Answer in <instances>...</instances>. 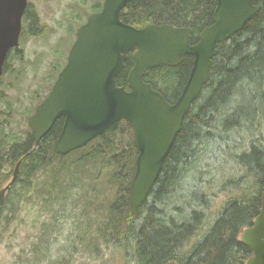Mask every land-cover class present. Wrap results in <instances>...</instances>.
<instances>
[{"label": "trees", "instance_id": "16d2710c", "mask_svg": "<svg viewBox=\"0 0 264 264\" xmlns=\"http://www.w3.org/2000/svg\"><path fill=\"white\" fill-rule=\"evenodd\" d=\"M256 4L258 12L213 59L209 80L139 216L130 213L138 150L126 120L67 155L55 150L58 124L40 142L28 124L20 134L7 133L5 124L0 153L8 149L0 154V169L22 165L0 215V232L8 231L21 212L35 211L40 235L31 250L37 264L50 257L68 221L73 225L69 243L50 264H72L79 246L102 264L118 259L125 264H246L253 252L242 232L254 224L264 193V1ZM216 6L217 0H141L136 7L128 5L121 18L138 28L152 23L190 27L193 44L212 24ZM30 16L28 4L23 34ZM134 62L131 52L117 77L127 89ZM192 65L187 55L179 65L149 70L144 79L172 103ZM12 110L9 106L7 112ZM0 174V185L12 176Z\"/></svg>", "mask_w": 264, "mask_h": 264}, {"label": "water", "instance_id": "95a60500", "mask_svg": "<svg viewBox=\"0 0 264 264\" xmlns=\"http://www.w3.org/2000/svg\"><path fill=\"white\" fill-rule=\"evenodd\" d=\"M140 1L104 0L101 11L88 16L77 30L52 90L28 119L35 141L40 142L58 118H65L55 143L61 155L86 146L116 122L126 120L138 150L129 197L133 216H139L187 114L208 82L213 59L259 10L257 0H217L212 24L192 44L190 27L152 23L138 28L125 23L122 11ZM27 6L28 0H0V78L10 50L20 44ZM130 52L135 62L127 89L118 85L117 77ZM187 55L193 57V65L181 94L171 103L144 77L162 65H179ZM20 165L0 189V211ZM242 239L253 252L246 264H264V193L261 211Z\"/></svg>", "mask_w": 264, "mask_h": 264}, {"label": "rangeland", "instance_id": "374dc122", "mask_svg": "<svg viewBox=\"0 0 264 264\" xmlns=\"http://www.w3.org/2000/svg\"><path fill=\"white\" fill-rule=\"evenodd\" d=\"M28 1L32 16L38 15L40 18L38 23L40 33L38 34L36 30L38 27L35 25L25 34L22 29L20 48L24 50L21 51L23 59L19 63V59L14 58L15 64L10 65L7 68L9 71L1 77L0 126L4 127L6 124L4 129L9 134H20L28 127V119L35 112L39 100L43 99L55 82L51 79L55 76V71L51 72V64L54 62L63 64L75 41L77 28L95 10L94 5L103 0ZM43 25L44 31L42 30ZM9 106L12 107V112H7ZM30 109L31 111L26 116L24 113ZM2 146L4 147L5 143ZM7 149L8 147L5 146L2 153H5ZM12 168L11 166L6 167L5 173L10 174ZM9 179L10 177L6 183ZM95 198L101 201L100 196ZM34 218L35 211L30 213L23 211L19 217L17 215V219L8 231L0 232V264H37V258L31 248L39 239L40 223H34ZM83 226L87 228L86 223ZM72 227L70 221L65 223L63 232L53 244L50 257L46 262H39V264H50L51 257L55 260L62 255L60 248L69 243L67 235L72 231ZM78 248L81 253L75 254L72 264H102V259H94L82 253L81 246ZM117 261L113 264H125L123 260L118 259Z\"/></svg>", "mask_w": 264, "mask_h": 264}, {"label": "flooded vegetation", "instance_id": "af4514ba", "mask_svg": "<svg viewBox=\"0 0 264 264\" xmlns=\"http://www.w3.org/2000/svg\"><path fill=\"white\" fill-rule=\"evenodd\" d=\"M103 2H104V0L100 3V2H98V4H99V6L97 7V8H95V10L94 11H92L91 13H94V12H99V11H101V9H102V7H103ZM95 6V5H94ZM93 6V7H94ZM90 14V13H89ZM88 14V15H89ZM87 15V16H88ZM25 16V15H24ZM86 16V17H87ZM33 18H34V21H35V19H37V22H34V21H32L33 20ZM88 18V17H87ZM87 18H85V22L87 21ZM39 17H38V15H34V16H32V14H31V16H30V22H29V24H28V26H27V29H26V32H28V31H30L31 30V28H33V25H35L36 27H38L37 28V32H38V34L40 33V28H39ZM84 21L79 25V27L80 26H82L84 23H85ZM78 27V28H79ZM78 28H77V30H78ZM42 30L44 31L45 29H44V25H43V27H42ZM42 35L44 34V33H41ZM32 36H34V35H32ZM76 37H77V33H76ZM76 37H75V40H76ZM75 42V41H74ZM74 42H73V44H74ZM20 43H21V38H20ZM72 44V45H73ZM72 45H71V47H72ZM71 47H70V49H71ZM70 49H69V51H68V53H67V56H66V58H65V61L63 62V64H61V63H52L51 64V72H53V71H55V74H56V76L54 77V79H53V82L54 81H56V79H57V77H58V75H59V73L62 71V69L65 67V65H66V63H67V61H68V55H69V52H70ZM21 51H24L23 49H21L20 48V45L18 46V47H15V48H12L11 50H10V52H9V54H8V62H9V64H8V68L10 67V65H12V64H15V62L13 61V59L15 58H18L19 59V63L22 61V59H23V54H22V52ZM9 71V69H7V71H4V73H6V72H8ZM4 75V74H3ZM3 77V76H2ZM0 81H1V79H0ZM118 83V82H117ZM53 85H54V83H53ZM119 85V84H118ZM119 86H124V85H119ZM0 87H1V84H0ZM52 87L53 86H51V90H52ZM51 90H48V92H47V94L43 97V99H41V101L38 103V104H40L47 96H48V94L50 93V91ZM37 104V105H38ZM36 105V106H37ZM35 113V112H34ZM33 113V114H34ZM64 123H65V118L64 117H60V118H58V120L56 121V123H55V125L56 124H58L59 125V129H58V136H57V139H58V137H59V135H60V133H61V130H62V128H63V125H64ZM54 127V126H53ZM52 130V129H51ZM50 130V131H51ZM49 134V133H48ZM57 141V140H56ZM1 154V157H2V155H4L3 153H0ZM18 164V163H17ZM16 164V165H17ZM8 165V166H7ZM7 165H4L3 167H1V169H0V173H2L3 175H9V174H6L5 173V169H6V166L7 167H9V166H11V167H13L12 168V176L10 177V179L8 180V182L6 183V181H4V183H2L1 185H0V189H2V188H4L11 180H12V178H13V173H14V170H15V168H16V165L15 166H12L11 164L9 165V164H7ZM1 178H4V176H2L1 174H0V180H1ZM6 183V184H5ZM9 191V190H8ZM8 191H7V193H6V198H7V195H8ZM6 198H5V201H6ZM5 205V202H4V204H3V206ZM3 206H2V208H1V211H0V215H1V212H2V209H3Z\"/></svg>", "mask_w": 264, "mask_h": 264}, {"label": "bare ground", "instance_id": "6f19581e", "mask_svg": "<svg viewBox=\"0 0 264 264\" xmlns=\"http://www.w3.org/2000/svg\"><path fill=\"white\" fill-rule=\"evenodd\" d=\"M261 130H262V129H261ZM262 136H263V134H262ZM248 142H249V141H248ZM249 143H250V142H249ZM242 145H243V143H242ZM248 146H249V145H248ZM21 165H22V164H21ZM21 165H20V167H21ZM208 168H209V167H208ZM203 169H204V168H203ZM16 181H17V180H16ZM16 181H15V182H16Z\"/></svg>", "mask_w": 264, "mask_h": 264}]
</instances>
